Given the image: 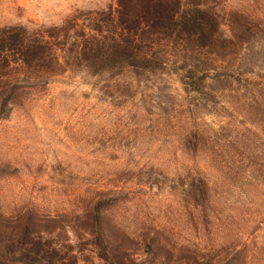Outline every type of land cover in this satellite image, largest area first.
I'll list each match as a JSON object with an SVG mask.
<instances>
[{
	"label": "rangeland",
	"instance_id": "374dc122",
	"mask_svg": "<svg viewBox=\"0 0 264 264\" xmlns=\"http://www.w3.org/2000/svg\"><path fill=\"white\" fill-rule=\"evenodd\" d=\"M116 1L0 0V264H264V0L91 66Z\"/></svg>",
	"mask_w": 264,
	"mask_h": 264
},
{
	"label": "trees",
	"instance_id": "16d2710c",
	"mask_svg": "<svg viewBox=\"0 0 264 264\" xmlns=\"http://www.w3.org/2000/svg\"><path fill=\"white\" fill-rule=\"evenodd\" d=\"M172 1L174 0H117L116 8L103 14L110 22L107 34L104 35L97 23L95 28L100 36L85 37L80 48L78 47L80 50L76 52L77 55L83 56L91 66L104 65L105 60L112 59L113 66L135 67L155 62L151 56L139 53L144 39L154 42L159 37L171 34L174 27H179L177 34L181 35L180 27L190 24L198 30L195 32V39L204 38L206 33L202 18L207 14L197 9L198 17L191 19L189 23L186 19L188 17L182 13L178 15L175 10L178 2ZM151 45L144 47L149 48Z\"/></svg>",
	"mask_w": 264,
	"mask_h": 264
}]
</instances>
